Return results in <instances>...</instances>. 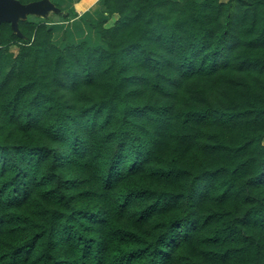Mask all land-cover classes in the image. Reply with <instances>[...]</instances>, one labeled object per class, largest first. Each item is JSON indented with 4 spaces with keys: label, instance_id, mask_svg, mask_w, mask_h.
I'll use <instances>...</instances> for the list:
<instances>
[{
    "label": "trees",
    "instance_id": "obj_1",
    "mask_svg": "<svg viewBox=\"0 0 264 264\" xmlns=\"http://www.w3.org/2000/svg\"><path fill=\"white\" fill-rule=\"evenodd\" d=\"M94 9L0 20V264H264V0Z\"/></svg>",
    "mask_w": 264,
    "mask_h": 264
},
{
    "label": "rangeland",
    "instance_id": "obj_2",
    "mask_svg": "<svg viewBox=\"0 0 264 264\" xmlns=\"http://www.w3.org/2000/svg\"><path fill=\"white\" fill-rule=\"evenodd\" d=\"M5 5V10H3L2 5ZM10 5H20L18 0H6L5 2L0 1V20L5 16L14 17L15 26H17V20H25L28 17H37L41 18L40 20L52 19L55 21H62L64 17L59 11L51 5L50 2H40L34 3L29 6L20 5L23 11H18L14 8H10ZM117 17L113 18L106 26L109 28L115 24ZM80 33V32H78ZM75 36V35H74ZM93 39V38H92ZM13 53L17 54L19 52L18 46L14 45L11 47Z\"/></svg>",
    "mask_w": 264,
    "mask_h": 264
},
{
    "label": "crops",
    "instance_id": "obj_3",
    "mask_svg": "<svg viewBox=\"0 0 264 264\" xmlns=\"http://www.w3.org/2000/svg\"><path fill=\"white\" fill-rule=\"evenodd\" d=\"M46 2H50L51 5H54L51 0H45ZM44 1V2H45ZM60 1V0H59ZM227 1V0H224ZM99 2V0H77L75 3H73L71 6L65 5L63 10L67 13L64 14V20L62 21H55L58 24H64L65 26H70L71 24L75 23L76 21H80V18L84 16V14L91 13V15L94 13V6ZM62 4H65V1L63 0ZM55 7V5H54ZM56 8V7H55ZM57 9V8H56ZM57 11H59L57 9ZM60 12V11H59ZM73 13V14H71ZM68 20V21H66Z\"/></svg>",
    "mask_w": 264,
    "mask_h": 264
},
{
    "label": "bare ground",
    "instance_id": "obj_4",
    "mask_svg": "<svg viewBox=\"0 0 264 264\" xmlns=\"http://www.w3.org/2000/svg\"><path fill=\"white\" fill-rule=\"evenodd\" d=\"M2 8H3V10H5V9H6L4 4L2 5Z\"/></svg>",
    "mask_w": 264,
    "mask_h": 264
},
{
    "label": "water",
    "instance_id": "obj_5",
    "mask_svg": "<svg viewBox=\"0 0 264 264\" xmlns=\"http://www.w3.org/2000/svg\"><path fill=\"white\" fill-rule=\"evenodd\" d=\"M1 2H5L6 0H0Z\"/></svg>",
    "mask_w": 264,
    "mask_h": 264
}]
</instances>
